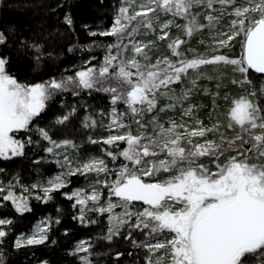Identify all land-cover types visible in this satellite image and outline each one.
<instances>
[{
    "label": "snow or ice",
    "instance_id": "snow-or-ice-1",
    "mask_svg": "<svg viewBox=\"0 0 264 264\" xmlns=\"http://www.w3.org/2000/svg\"><path fill=\"white\" fill-rule=\"evenodd\" d=\"M132 3L135 0H123V4L129 6H121L110 30L99 33L117 39L116 43L106 46L108 53L98 67L85 61L74 75L26 85L8 74L6 58L0 57V158L7 160L23 156L25 144L33 143L31 137L21 141L10 134L30 130L34 118L45 110L47 102L57 92L68 90L73 96H78L81 91L110 95L113 106L107 113L108 123L105 125L103 120L98 121L89 115L85 117L83 126L108 130L107 136L98 139L90 136L89 143L110 146V149L101 151L113 162L118 157L123 158L118 167L110 168L102 156L82 155L80 145L73 140H54L48 129L39 128V135L50 145L44 151L62 157L55 161L61 171L30 186H23L22 195L13 191L16 184L10 182L6 189L0 186V193L7 191L3 200L11 201L16 212H28L31 211L28 207L30 189H41L43 196L37 199L47 201L52 199L53 193L71 183L70 177L82 176L84 187L64 193L74 201V208L79 207V215L73 219L82 224H95L98 221L91 220L88 213L108 214V229L103 239L111 241L121 236L135 247L145 249L144 264H264V162H260L264 160V100H260L264 97V80L257 86L253 79V72L264 74V0H243L242 4H237L236 0H149L147 5L140 6V11L129 15ZM215 4L221 6L215 9L219 15L209 12L205 16L207 25L199 24L198 14L190 12L195 6L213 9ZM158 10L188 20L183 25L187 36L205 27L216 29L220 37L226 36V39L215 41L218 48L229 46V42L242 36L241 56L205 58L200 55L175 62L164 57L157 59L155 64H142L135 55L124 59L128 45L123 41L132 37L141 25L151 28L152 19H158L155 16ZM149 13L153 17H149ZM224 15L233 17L228 25V33L231 34L218 28ZM133 21L137 26L128 31ZM64 22L68 26L73 24L69 15L65 16ZM171 24L173 21L168 20L160 25L162 35L159 39L168 37L166 29ZM89 35L97 33L90 32ZM5 39V35L0 33V44ZM152 43L137 41L132 44V51L147 60L145 50ZM183 43L185 41L180 38L169 43L174 56H181L177 49ZM34 47L39 50L40 46ZM219 63L233 66V71L241 75V79H234L232 83L245 88V92L232 99L227 125L230 129L238 126L240 131L229 138L220 133L219 121L206 127L193 116L196 106L190 102L186 108L180 109L181 121L185 116L192 117L194 124L178 123L174 116H169L165 126L159 113L174 110L177 104L187 101L196 80L191 81L192 88L179 96L170 86L182 83L189 69L197 70L202 65ZM165 97L169 102L159 106L158 101ZM119 103L126 106L124 111L118 109ZM157 109L149 121L152 126L149 131L142 117ZM75 112L76 107L73 106L69 113L57 117L56 123L65 124ZM129 117L130 123L125 124L124 120ZM112 129L117 130L116 134ZM214 132L220 133L219 142L207 139V134ZM193 138H203V141ZM119 142H125L126 147L119 149ZM232 152L235 155H227ZM225 155L227 159L223 164L219 163ZM254 157L257 162H251ZM201 158L214 163L216 171H211ZM112 175L115 178L108 179ZM161 176L164 178H159ZM16 183H19L18 178ZM101 186L107 189V200L101 198ZM111 197L117 200L113 201ZM134 202H142L143 206ZM116 208L121 211H114ZM11 223L0 219V225ZM54 223H59V220ZM122 230H127V235ZM47 232V226L37 225L31 235L17 240L16 247L44 244L48 240ZM136 232L144 239H134ZM165 233L171 238H157ZM5 235L6 232L0 228V237ZM91 248V243L84 240L76 245V253L88 254L80 256L82 264H92L89 258ZM161 250L165 251L161 254ZM121 255L116 253L117 258Z\"/></svg>",
    "mask_w": 264,
    "mask_h": 264
},
{
    "label": "trees",
    "instance_id": "trees-1",
    "mask_svg": "<svg viewBox=\"0 0 264 264\" xmlns=\"http://www.w3.org/2000/svg\"><path fill=\"white\" fill-rule=\"evenodd\" d=\"M239 1L236 0L237 4L243 3V0ZM121 6H126L123 0H0V33L6 38L5 42L0 44V57L6 58V71L19 83L32 85L53 78L60 80L62 77L74 75L85 61L99 65L106 55V46L114 40L113 36H101L99 33L112 27ZM220 7L219 4H215L213 9H207L199 5L193 7L190 12L193 15L198 14L196 19L199 24L207 25L208 20L205 16L209 12L219 15L215 9ZM66 15L71 16L73 20L71 26L64 22ZM169 18L171 17L158 16L157 20L152 19V30H149V38L145 42V44L149 41L153 42L145 50L147 60L135 54L142 64H155L157 59L162 60L165 56L169 59L175 57L176 60L185 57L192 59L203 55L205 50L218 48L215 44L216 40L226 39V36L220 37L216 29L210 30L207 27L194 32L192 36H187L184 30L176 37L185 41L177 49L181 56H174L168 45L176 39L171 35L176 24L173 23L166 29L167 32L169 31L168 37L163 40L158 38L162 35L160 25ZM232 18L228 15L223 16L218 25L221 32L227 30ZM90 32H95L97 35H89ZM242 39L243 37L239 36L229 42V46H226L229 51H226V47H222L212 54L222 52L227 57L239 58L242 53ZM34 45H39V50ZM127 53H131L130 48L126 55ZM38 55L39 59H37ZM173 62H175L174 58ZM213 72L212 75L209 71L204 72L206 77H211L212 82H201L200 89L193 93L196 97L193 100L199 107L195 114L199 111L201 119H206L204 123L211 121L216 123L217 119L223 118L224 103L221 101L225 96H230L226 95L227 92H223L224 89L236 94V86L226 79L228 74L225 69L218 68ZM253 79L258 86L260 81L264 80V76L253 73ZM199 91L201 92L198 93ZM111 105L110 95L104 92L81 91L78 96H73L71 90L57 92L47 102L40 116L34 118L30 130L14 133V136L21 141L31 137L33 143L25 144L23 156L0 160L1 185H9L10 182L14 184L16 178L19 179V184L26 185L59 172L60 167L55 160L39 159L45 152L44 149L50 146L48 141L43 140L39 135L37 131L39 128L48 129L54 140H73L80 145L82 155L105 156L107 162L112 161L101 151V149H110V146L89 143L90 136L98 139L97 134L94 128L83 126L86 116L91 115L96 119ZM73 106L76 107V112L69 120L63 125L57 124V117L69 113ZM126 119L130 123V117ZM208 119H211L210 122ZM134 129L135 126L133 131ZM125 146V142L118 144L119 149ZM122 160L118 157L117 161L112 163L119 164ZM69 179L71 183L66 188L53 193L50 200L37 199V196L28 197V207L31 211L24 213L16 212L14 206L0 196V219L12 222L0 225V228L6 232V235L0 238V264H82L81 260H77L69 251L75 243L83 239H91L94 242L95 247L91 249V253L96 258L100 257L95 258L94 261L101 260L104 261L103 264H138L141 253L139 248L134 251L130 240H124L121 236L114 237L111 241L103 239L108 222L105 215L89 213L88 217L91 220L98 221L95 224H82L73 219L79 215V207L74 208L73 200H69L64 193H68L72 188L85 186V179L82 176ZM57 219L59 223H54ZM41 221H44L48 228V240L40 245L24 244L19 248L16 247L18 237L29 233L35 224ZM122 231L127 235V230ZM141 236L143 235L136 232L133 238L139 239ZM117 252L123 255L117 258Z\"/></svg>",
    "mask_w": 264,
    "mask_h": 264
},
{
    "label": "rangeland",
    "instance_id": "rangeland-1",
    "mask_svg": "<svg viewBox=\"0 0 264 264\" xmlns=\"http://www.w3.org/2000/svg\"><path fill=\"white\" fill-rule=\"evenodd\" d=\"M239 2H241V0L239 1ZM149 3V0H135V3H132L131 4V6L129 7V15H132V14H134L136 11H140V6L142 5V4H144V5H147ZM127 6H129V5H126V7ZM151 6H153V7H156V5H151ZM155 16L156 17H160V16H170L171 18H169V20H172L173 21V23H175L176 25H180L181 27H174L173 29H174V31H172V37H178V35L182 32V31H184V28H183V25H185V24H187L188 23V20H186L185 18H183V17H179V16H173L171 13H164V12H161V11H157L156 12V14H155ZM149 17H153V14L152 13H149ZM154 20H157L156 18H153ZM178 20H180V22L178 21ZM176 21V22H175ZM124 23H127V21H123ZM133 26H137V22L136 21H133L132 22V24H130L129 25V28H128V31H131V28L133 27ZM169 26H171V25H169ZM172 29V30H173ZM110 30V29H109ZM149 30H152V28H149V27H146V26H143V25H141V26H139L138 27V31L132 36V37H127L124 41H123V43H125V44H127L128 45V48H127V50L125 51V53H124V56H123V58L124 59H131L134 55H135V53L132 51V44L133 43H135V42H137V41H139L140 43H142V44H145V42L147 41V39L149 38L148 36V32H149ZM108 31V30H107ZM103 32H105V31H103ZM169 32V31H168ZM224 32H228V28H227V30L226 31H224ZM229 34H231V33H229ZM114 37V40H113V42H111L110 44H114V43H116V37L115 36H113ZM109 44V45H110ZM216 44V43H215ZM129 48L131 49V53L129 54V53H127V55H126V52L129 50ZM219 48H212L210 51L209 50H205L204 51V54L202 55V56H208V55H210V54H212L213 52H215V51H217ZM221 50V49H220ZM226 51H229L228 50V48L226 47ZM173 52V51H172ZM107 53H108V49H107V47H106V55H107ZM113 54L115 55L116 54V52H115V50H113ZM134 54V55H133ZM105 55V56H106ZM214 55H223V56H226V55H224V53H222V52H217L216 54H212L211 56H208V57H205V58H210V57H212V56H214ZM104 56V57H105ZM136 56V55H135ZM166 57V56H165ZM227 57V56H226ZM171 59L170 60H172L173 61V58H174V61H176V59H175V57H170ZM230 58V57H229ZM231 58H237V57H231ZM136 59L137 60H139L140 61V58H138V57H136ZM102 60H104V58L102 59ZM103 62V61H102ZM102 62H100V64L102 63ZM99 64V65H100ZM90 66L91 65H93V64H89ZM99 65H95V66H99ZM218 68H223V69H225L226 70V73L228 74L227 76H226V79L229 81V83H232V80H234V79H236V80H239V79H241V75L238 73V72H234L233 71V66H231V65H225V64H223V63H219V64H209V65H202V66H200L199 67V69H197V70H192V69H189V72H188V75L187 76H185L184 78H183V82L181 83V82H177V83H174V84H172L170 87H171V89H173L174 90V94L175 95H177V96H179L184 90H186V89H188V88H192L193 87V85H192V83H191V81L193 80V79H195L196 80V85H195V88H194V90L192 91V93H191V95L189 96V98H188V100L187 101H184V103L183 104H177V106H176V108L174 109V110H171V111H166L165 113H159V117H160V119H161V122H165V126H167V124H166V121H167V119H168V117L169 116H174L175 117V119L177 120V122L178 123H180V122H183V123H186V124H189V125H192V124H194V120H193V118L192 117H187V116H185V117H183V120L181 121V112H180V109L183 107V108H186L187 106H188V103L190 102L191 104H193V105H195L196 107L193 109V116L195 117V118H198L200 121H202V123L206 126V127H211L213 124H215V122L214 121H211V123H204V121L206 120V119H204V120H202L201 119V117H200V115L198 114L199 113V111H198V113L197 114H195V112H196V110H198V104L194 101L195 100V98L196 97H194L193 96V93L196 91H198L200 88H199V84H201V82H209V83H211L212 82V79H211V77L209 76V78L208 77H206V74L204 73L205 71H209L210 72V74L212 75L214 72V70H216V69H218ZM132 71H135L134 69H132ZM217 72V71H216ZM197 77H199L198 79H197ZM214 82H217L216 80H214ZM233 84V83H232ZM235 86H236V94H232L231 92H229L227 89H224L223 90V92H227V94L226 95H230V96H228L227 97V99H225V98H223L222 99V101L221 102H223L224 103V105H223V112H224V114H223V118L222 119H217L216 120V122L217 121H219L220 122V125H222L223 127H221V129H220V133H223L224 135H226L227 137H232V136H234L237 132H239L240 130H239V127L237 126L235 129H230V128H228L227 127V125H228V123H229V117H228V112H229V109H230V106H231V101H232V99L233 98H238L240 95H243L244 94V92H245V88H242L241 86H239L238 84H235ZM163 90V89H162ZM204 91V90H203ZM201 91H199L198 93H200ZM226 97V96H225ZM194 99V100H193ZM260 100H264V97H260ZM169 101L167 100V98L165 97V98H161L159 101H158V104H159V106H163L164 104H166V103H168ZM259 102V101H258ZM113 105H111L110 106V108L107 110V111H104L103 112V116L102 115H99V116H97L96 117V120H103V123L106 125L107 123H108V121H109V116L107 115V113L110 111V109H111V107H112ZM123 106V107H122ZM117 107H118V109L120 110V111H124L125 110V108H126V106L123 104V103H119L118 105H117ZM158 112V109L157 110H154V112H152V113H145L144 114V116L142 117V119H143V122L145 123V124H147L148 125V130L149 131H151L152 130V126H151V124H149V121L152 119V116L154 115V114H156ZM212 117H213V114H212ZM210 120L211 119H208V121L210 122ZM124 123L125 124H128V122H127V119H125L124 120ZM95 129V134H97V137L99 138V137H101V136H107L108 135V130H106V129H101V128H94ZM112 131V133L113 134H116V132H117V130L116 129H112L111 130ZM122 131H124V130H121V132ZM181 131H183V129H181ZM14 133L15 132H13L12 134H10V135H13L14 136ZM220 133H210L211 135H207V139H210V140H216V141H218L219 142V139H220ZM16 139H18L16 136H14ZM194 140H199L200 142H202L203 141V138H193ZM19 140V139H18ZM126 147V146H125ZM227 155H235V153L234 152H232V153H228ZM227 155H225L224 157H222L218 162L219 163H221V164H223L224 163V161L227 159ZM106 161H107V159L105 158V156H102ZM122 158V157H121ZM39 159L40 160H55L56 161V159H62V157H55L53 154H50V153H47V152H44L43 153V155H41L40 157H39ZM123 159V158H122ZM202 159V162L207 166V167H209L210 169L211 168H213V169H216V167H215V164L214 163H212L211 161H209L207 158H201ZM0 160H5V159H2V158H0ZM8 160V159H7ZM251 162H257L256 161V159H255V157L252 159V161ZM260 162H264V160H262V161H260ZM108 164H109V167L110 168H116V167H118V165L119 164H115V163H112V161H110V162H108ZM60 167V166H59ZM61 171V168L59 169V172ZM58 172V173H59ZM57 174V173H56ZM56 174H53L52 176H54V175H56ZM101 175H103V174H101ZM52 176H50V177H52ZM49 178V177H48ZM115 177H114V175H112V176H109L108 177V179H114ZM159 178H161V179H163L164 177L163 176H161V177H159ZM47 179V178H46ZM146 179V181H148V178H145ZM153 179H155V177L153 178ZM37 182H39V180H36V181H34V182H32V183H30V184H17L16 182L14 183V184H16V186L13 188V191L17 194V195H22V194H24V188H23V186H30V185H32L33 183H37ZM148 182H151V181H148ZM0 186H3L5 189L7 188V186L8 185H5V184H3V185H1V181H0ZM84 187V186H83ZM77 188H81V187H75V188H72L68 193H71V192H73V190L74 189H77ZM101 192H102V200H107L108 199V194H107V189L106 188H103L102 186H101ZM7 194V191L5 190L4 192H2V193H0V196L2 197V199H3V195H6ZM30 196H37V197H42L43 196V192L41 191V189H39V188H34V189H30V191L28 192V197H30ZM111 199L113 200V201H116L117 200V198L116 197H111ZM10 203H11V201H9ZM74 202V201H73ZM12 204V203H11ZM134 204L135 205H137V206H143L142 205V202H134ZM13 205V204H12ZM114 211H116V212H120L121 211V209L120 208H116ZM89 214V213H88ZM91 215H105L106 216V218H107V220H108V214H99V213H90ZM41 222H44V221H41ZM41 222H39V223H37V224H35V226L29 231V233H27L26 235H22V236H20V237H18V239H23L24 237H27V236H29V235H31L32 234V232L36 229V226L37 225H40V226H46L45 225V222L42 224ZM106 228L108 229V222H107V226H106ZM107 229H106V231L105 232H107ZM106 234V233H105ZM165 237H167L168 239H170L171 238V236L170 235H168L167 233H165L164 235H162V236H159V237H157L158 239H160V240H163ZM1 238V237H0ZM17 239V240H18ZM144 239V237L143 236H141L139 239H137V240H143ZM17 240H16V242H17ZM84 241H87V242H89V243H91V245H92V248H94L95 247V244H94V242L91 240V239H83ZM78 244V242L77 243H75V245H74V247L69 251L70 252V254L71 255H74V256H76V259L77 260H80V256H82V255H88V254H86V253H76L74 250H75V247H76V245ZM91 248V249H92ZM133 249H134V251L136 250V249H138L137 247H135L134 245H133ZM139 250H140V259H139V261H138V264H144V258H145V256L147 255V252H146V250L145 249H142V248H139ZM163 251H165V250H161V254L163 253ZM92 257H94L93 255H92V253L90 254V256H89V258L92 260V264H103V262L104 261H98L97 262V260L96 261H94V259L96 258V257H94V258H92ZM97 258H100V257H97ZM96 258V259H97ZM134 264H136V263H134Z\"/></svg>",
    "mask_w": 264,
    "mask_h": 264
},
{
    "label": "flooded vegetation",
    "instance_id": "flooded-vegetation-1",
    "mask_svg": "<svg viewBox=\"0 0 264 264\" xmlns=\"http://www.w3.org/2000/svg\"><path fill=\"white\" fill-rule=\"evenodd\" d=\"M210 170L213 171V172L216 171V169H213V168H211Z\"/></svg>",
    "mask_w": 264,
    "mask_h": 264
},
{
    "label": "water",
    "instance_id": "water-1",
    "mask_svg": "<svg viewBox=\"0 0 264 264\" xmlns=\"http://www.w3.org/2000/svg\"><path fill=\"white\" fill-rule=\"evenodd\" d=\"M250 71H252V70H250ZM254 73V72H253ZM256 74V73H255ZM258 75H262V76H264V74H258ZM12 134V133H11Z\"/></svg>",
    "mask_w": 264,
    "mask_h": 264
}]
</instances>
